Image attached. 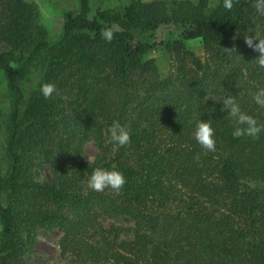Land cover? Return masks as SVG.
I'll use <instances>...</instances> for the list:
<instances>
[{"label":"trees","instance_id":"trees-1","mask_svg":"<svg viewBox=\"0 0 264 264\" xmlns=\"http://www.w3.org/2000/svg\"><path fill=\"white\" fill-rule=\"evenodd\" d=\"M253 3L235 0L229 12L223 0H130L124 13L93 14L91 0H80L53 44L35 3L0 0V70L11 71L12 100L0 264H29L42 228L62 233L72 264H264V133L234 138L222 111L234 96L264 123L252 95L264 87V69L244 38L251 28L264 36ZM113 25L108 43L100 33ZM165 28L174 30L158 40ZM194 42L205 60L189 48ZM159 52L172 57L166 76ZM33 74L39 82L28 97L24 82ZM41 83L55 84L57 94L45 99ZM201 119L216 130L214 152L196 141ZM114 121L130 130L126 146L106 136ZM91 143L94 164L83 160ZM97 167L118 169L126 184L90 190ZM46 169L49 183L40 181Z\"/></svg>","mask_w":264,"mask_h":264},{"label":"rangeland","instance_id":"rangeland-1","mask_svg":"<svg viewBox=\"0 0 264 264\" xmlns=\"http://www.w3.org/2000/svg\"><path fill=\"white\" fill-rule=\"evenodd\" d=\"M35 3L40 12V23L50 34V41L58 43L62 37L64 24L75 18L80 13V0H28ZM130 0H91L93 14L98 10L113 9L120 13H124ZM154 1H174V0H145V2ZM196 3L198 0H191ZM174 30L173 28H165L158 33L157 39H161L165 32ZM149 37L141 38V41L148 40ZM189 48L195 52L203 60L206 59V53L201 42H194ZM161 69L162 75L166 76L171 67V56L166 52H159L154 55ZM11 71L0 70V109L2 111V119L0 121V172H5L6 163V143L7 133L6 124L12 112V100L9 93L8 82ZM39 74H33L24 82L26 95L29 97L33 89L39 82ZM98 157V150L94 144H89L85 148L83 160L89 164H94ZM52 180V174L46 169L42 174L40 181L49 183ZM0 225V231H1ZM63 238L62 233L58 230L50 228H42L38 230L35 237V243L28 251L26 261L29 264H72V257L63 256L60 243Z\"/></svg>","mask_w":264,"mask_h":264},{"label":"clouds","instance_id":"clouds-1","mask_svg":"<svg viewBox=\"0 0 264 264\" xmlns=\"http://www.w3.org/2000/svg\"><path fill=\"white\" fill-rule=\"evenodd\" d=\"M234 2L235 0H223L224 9L229 12L232 11ZM253 7L256 14L264 18V0H254ZM117 31L118 27L115 25L105 27L101 31L100 36L104 41L111 43ZM244 38L247 46L259 53L258 58L254 60L257 67L264 69V36H262L261 32L256 31L255 28H251V30L249 29L247 34H245ZM38 86L39 92L45 99H51L58 92L56 85L53 83H41ZM252 95L256 105L260 108H264V87L258 88ZM222 104V111L227 112V117H230L234 122L232 131V136L234 138L251 137L255 139L259 138L260 135L264 133V123H261L257 118L243 111L234 96L225 97ZM215 133L216 130L212 126L210 120L205 122L201 119L196 122L194 127L196 141L206 151L214 152L216 150ZM106 136L110 143L120 147L129 144L131 139L130 130L119 121H114L106 129ZM126 182L124 174L115 168L109 170L103 167H97L92 174L87 177V187L96 192H103L106 189L119 192Z\"/></svg>","mask_w":264,"mask_h":264}]
</instances>
